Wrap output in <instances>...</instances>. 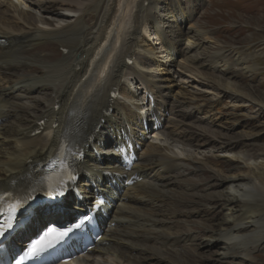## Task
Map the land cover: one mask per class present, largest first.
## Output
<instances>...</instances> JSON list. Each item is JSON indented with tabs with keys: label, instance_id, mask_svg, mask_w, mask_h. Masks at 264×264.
Listing matches in <instances>:
<instances>
[{
	"label": "bare ground",
	"instance_id": "bare-ground-1",
	"mask_svg": "<svg viewBox=\"0 0 264 264\" xmlns=\"http://www.w3.org/2000/svg\"><path fill=\"white\" fill-rule=\"evenodd\" d=\"M35 1H0V193L39 178L69 124L80 121L86 138L78 185L86 194L83 202L97 188L115 203L107 220L108 246L99 247L82 264H197L210 254L216 263L228 258L242 264L260 261L264 148L248 149L246 142L227 140L222 130L241 121L230 122L218 108L223 99H207L175 81L176 75L191 83L199 78L222 92L237 93V79L255 68L247 66L250 58L212 51L205 40L208 31L182 14L180 0H41L45 4L27 6ZM36 9L42 16L32 12ZM51 14L61 18L52 22ZM67 14L72 21L62 23ZM149 30L160 41V50L143 35ZM82 34L89 44L72 51ZM48 45L71 49L56 62L33 53ZM204 69L219 77L206 75L211 79L206 81ZM131 82H142L145 93L155 97L154 115L165 127L161 140L144 141L140 162L130 174L146 180L115 194L108 180L119 182L114 174L123 173L110 155V137L128 131V125L131 136L138 137L142 118L136 114L135 98L140 96L128 88ZM117 92L135 106L114 98ZM12 133L30 149L22 146L21 154H4L2 140ZM205 151L211 154L198 158ZM221 159L226 169L213 168V161ZM208 171L215 179L200 182L210 191L204 195L194 179ZM73 202L68 195L61 203L64 219L72 216ZM192 215L201 229L190 226L186 218ZM55 217L54 212L37 211L19 240Z\"/></svg>",
	"mask_w": 264,
	"mask_h": 264
},
{
	"label": "rangeland",
	"instance_id": "rangeland-1",
	"mask_svg": "<svg viewBox=\"0 0 264 264\" xmlns=\"http://www.w3.org/2000/svg\"><path fill=\"white\" fill-rule=\"evenodd\" d=\"M37 3L45 4V2H41V0H39L33 3L28 2L27 6L30 4L35 5ZM180 5L182 14L185 17L193 18L196 22H198L201 30L206 33L208 31L205 40L207 42L209 41V46L213 48L212 51L220 49L226 53H233L235 57L243 58L247 56L250 58L247 62V66L255 68L258 67L259 69L254 68V70L251 71V74L245 73V75L237 79L235 84H237L236 87L238 86V89L240 90L237 93L226 91L222 92L219 88L215 89V87L206 85V82L201 79L199 80V78L196 79L198 82L191 83V79L187 78V80L186 76L180 77V75H176L175 81L183 83L184 86H186V88H188L191 92L195 93L197 90V92L201 93V95L205 96L207 99H223V102L219 104L218 108L222 107L224 109V115L230 118V122L235 120L241 121V124L232 126L229 130H222V132L227 135V140L237 145H241L242 142H246V148L248 149L258 148L260 146L264 148V0H180ZM32 12L38 17L43 14L40 9H36ZM70 17L73 18L72 15L69 16V14H67L66 18H62V23H66L69 20L72 21ZM48 18H50L52 22H56L61 17L58 19V17H55V14H51ZM83 34L81 35L80 44L73 47L72 51L89 44L87 36ZM144 35H146L147 40L151 41L152 44H157L156 40H153L152 31L147 34L145 33ZM183 46L185 45L183 44ZM156 48L159 50L161 49L158 45H156ZM54 49H61V57V55L69 53L71 48H62L58 45H48L42 46L40 49H35L33 53H44V55H46L45 57L50 62H56L60 57H58V54L54 51ZM239 54H241V56ZM252 54H255L254 57ZM203 72L205 76V78H203L206 79V81L209 79L208 77L206 78V75L219 77L218 72H213V70L204 69ZM222 72L227 71L223 70ZM194 74H197L196 71H194ZM193 76L195 75H192L191 77ZM193 80H195L194 77ZM208 81H211V79ZM202 90L205 91V93H203ZM246 94L249 98L245 96ZM200 104V102L197 103V105ZM189 111L193 112L192 110ZM242 130L244 133H242ZM1 146L6 148L4 154H21L24 152L25 148L30 149L31 147L26 141H24V139L17 136L15 133L5 137L2 140ZM22 146H24V149L20 151V147ZM176 150L178 152L179 149ZM202 154V157L199 155L200 157L198 156V158L204 159V156L206 157L211 153L205 151V153ZM213 163L215 164L213 167L215 169H218L220 166L225 169L227 167L226 161L222 159L215 160ZM193 173L194 172H190L188 174L189 177H193ZM196 176L197 178L194 180L199 184V186H197L198 193L202 192L204 195L208 194L210 191L208 192V190H204L205 186H201L200 182L203 184L206 182H212L214 181L212 179H215V175L213 176L212 173L208 171L196 173ZM194 216L195 215H192L193 218H190L191 216L188 217L190 218L189 220L186 218L187 221L191 223V225H189L193 228V230L201 229L198 218H194ZM178 219L179 216H177L176 220ZM208 223L209 222L205 224ZM181 225L186 227V224ZM257 256L260 261L256 264H264V252L260 251ZM215 259L216 258L210 254L209 259L207 258V260L193 263L242 264L231 258H228L224 262L219 261V263H216Z\"/></svg>",
	"mask_w": 264,
	"mask_h": 264
},
{
	"label": "snow or ice",
	"instance_id": "snow-or-ice-1",
	"mask_svg": "<svg viewBox=\"0 0 264 264\" xmlns=\"http://www.w3.org/2000/svg\"><path fill=\"white\" fill-rule=\"evenodd\" d=\"M51 231H56L55 229L51 230ZM71 231V229L66 230L65 232L61 233V235H66L67 232ZM4 235V229H0V236ZM39 251H43V248H40L37 250V254Z\"/></svg>",
	"mask_w": 264,
	"mask_h": 264
}]
</instances>
